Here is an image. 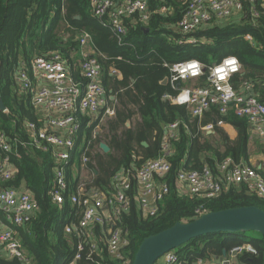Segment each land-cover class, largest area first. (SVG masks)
Listing matches in <instances>:
<instances>
[{
  "label": "trees",
  "instance_id": "16d2710c",
  "mask_svg": "<svg viewBox=\"0 0 264 264\" xmlns=\"http://www.w3.org/2000/svg\"><path fill=\"white\" fill-rule=\"evenodd\" d=\"M170 1L175 6L173 15L154 13L146 27L127 22L126 34L119 41L117 34L91 14L88 0H0V99L5 106L0 110V131L10 143L8 151L0 147V158L8 156L16 167L10 179H0V188L25 186L38 203L35 215L17 228L31 264H69L81 241L78 233L64 231L67 224L77 222L81 211L77 204L70 203L69 194L76 193L81 182L86 190L92 188L111 194L112 178L118 170L135 171L143 161L159 155L163 127L173 122L178 124L171 141V167L161 179L168 189L159 200L157 213L145 217L132 201L118 221L128 239L126 260L111 257L98 236L99 253L89 254L84 243L76 264H131L145 237L178 221L188 222L207 212L240 206H257L264 210V198L253 195L245 183L224 185L228 166L223 172L219 171V165L226 158H230L232 164L243 163L257 169L250 162L253 153L249 148L246 117L236 114L233 108L227 111L225 122L234 128L233 138L217 125L213 133H206L201 127L218 118L217 105H212L200 117H194L184 105L165 97L175 95L181 86H189L191 80L195 81L190 85L193 87L208 85L209 67L225 56L234 55L241 63V70L230 78L233 87L240 90L244 82H250L255 95L264 103V7L260 1L242 0L243 9L238 15L212 19L193 34L198 42L189 44L178 43L173 38L177 35H173L169 25L180 18L184 3ZM150 3L156 6L160 1L150 0ZM253 5L258 10L257 17L252 15ZM84 33L88 34L93 55L101 65V83L108 100L115 106L111 136L105 141L110 150L92 152L95 144L101 142L92 136L96 123L89 125L90 117L81 114L72 158L66 165L68 191L63 193V203L56 204L49 191L57 163L51 146L44 141L35 143L31 138L27 123L38 127L42 118L30 93L17 87L14 76L21 65L29 66L34 57H49L58 52L69 65L72 76L83 81L78 65L79 37ZM247 34L251 40L246 38ZM187 59H198L204 65L203 74L180 81L175 87L168 81L162 84L169 74L168 65ZM112 70L117 74L111 76ZM110 94L114 100L109 98ZM136 113L140 119L119 133L120 127ZM143 141L148 145L143 146ZM261 149L264 153V146ZM83 156L88 157L86 163L82 162ZM76 158H79L77 165ZM204 166L222 180L221 190L211 197L205 193L180 192L176 184L178 171L201 172ZM82 169L88 171L87 178H80ZM257 171L264 177V160ZM93 231L99 235L101 226L95 225ZM243 242L252 243L256 252L241 253L240 263L264 264V235L260 233L252 239H247L245 232L240 231L204 234L180 245L176 251L192 259L220 256L223 250L228 251ZM0 264L24 263L0 255Z\"/></svg>",
  "mask_w": 264,
  "mask_h": 264
},
{
  "label": "built area",
  "instance_id": "2783aa9c",
  "mask_svg": "<svg viewBox=\"0 0 264 264\" xmlns=\"http://www.w3.org/2000/svg\"><path fill=\"white\" fill-rule=\"evenodd\" d=\"M88 1L91 14L117 34L119 41L126 34L127 22L146 27L154 13L170 16L175 12V6L170 0H159L160 3L156 6H152L150 0ZM181 1L184 3L182 14L169 25L173 35H177L173 38L178 43H197V38L193 36L197 30L203 29L214 18L229 19L238 15L243 9L242 0ZM247 1L250 3L260 1L261 6L264 7V0ZM251 12L253 16H258V10L254 5L251 7ZM246 38L251 40L248 34ZM88 42L87 33L79 37L81 49L78 66L83 81H78L72 76L69 65L58 52L49 57H34L29 66L21 65L14 76L17 87L25 93H30L32 103L42 118V124L38 127L32 122L27 123L31 138L35 143L44 141L51 146L57 163L49 191L52 201L56 204L63 203V193L68 191L66 165L72 158L76 134L80 127L79 116L88 115L90 125L96 123L100 115H114V106L109 102L101 83V65L93 53L86 48ZM229 56L234 55L225 57ZM225 57L209 67L208 85L181 86L175 95L166 94L165 97L173 102L181 91L188 90V101L179 105H184L194 117H200L212 105H217L219 116L215 124L205 125L207 131H212L216 125H223L225 123L223 117L233 108L236 114L246 117L250 133L254 131L264 138V103L255 95L250 82H244L240 90H236L230 81L231 76L241 70L239 60L238 71L230 73L226 80H220L214 75L215 67L219 66ZM193 61L199 62L198 75L193 76L190 72H186L181 77L179 73L170 71L174 65ZM168 68L167 81L173 87L180 81L199 77L205 70L198 59H187L168 65ZM111 74L115 75L117 72L112 70ZM177 124L173 122L163 127L159 155L146 159L135 171L122 168L114 174L111 194L92 188L86 190L83 182L78 186L76 193L69 194L70 203L77 204L81 208L77 222L69 223L64 227L66 234L78 233L81 239L77 244V253L69 264H76L84 243L89 248V254L99 253L98 236H101L104 247L111 257L126 260L125 249L128 239L123 234L118 221L122 213L130 208L132 201L137 203L140 213L145 217L157 213L159 200L168 189L161 179L167 175L171 167V141L175 138ZM0 147L4 151L10 149V143L2 131H0ZM9 160L8 156L0 158L2 180L10 179L16 171V167ZM87 161L88 157L83 156L82 162ZM227 166L224 185L242 182L253 195L264 198V177L257 171L258 168L243 163L232 164L230 158H226L219 165V171L223 172ZM176 184L183 194L205 193L208 197L216 195L222 188V180L214 176L207 166H204L201 172L179 170ZM0 211V255L16 258L24 264H31L17 228L23 226L38 211L36 199L26 187L0 188ZM97 224L101 226L99 235L93 231V227ZM243 252L255 253L256 248L250 242H243L231 247L220 256L193 259L172 249L162 254L154 264H241L239 255Z\"/></svg>",
  "mask_w": 264,
  "mask_h": 264
},
{
  "label": "water",
  "instance_id": "95a60500",
  "mask_svg": "<svg viewBox=\"0 0 264 264\" xmlns=\"http://www.w3.org/2000/svg\"><path fill=\"white\" fill-rule=\"evenodd\" d=\"M148 31V28H145ZM167 76L162 84L167 83ZM5 106L0 99V110ZM226 121V117H223ZM213 124L216 119H213ZM127 121V125H128ZM142 145L146 146L145 141ZM99 148L107 153L110 147L105 142L99 143ZM255 231L264 235V210L257 206H240L204 213L188 222H176L172 226L155 234L145 237L139 244L131 264H154L156 260L168 250L176 249L180 245L198 236L216 232H245ZM226 250H223V254Z\"/></svg>",
  "mask_w": 264,
  "mask_h": 264
},
{
  "label": "clouds",
  "instance_id": "9594fccd",
  "mask_svg": "<svg viewBox=\"0 0 264 264\" xmlns=\"http://www.w3.org/2000/svg\"><path fill=\"white\" fill-rule=\"evenodd\" d=\"M239 63L235 56L225 57L221 64L214 69V75L220 80H226L229 78L230 73L238 71ZM170 71L177 72L181 77L184 76L186 72H190L193 76L200 73V67L198 61H193L187 64H177L171 67ZM189 99L188 90L181 91L177 97L174 99V103L183 104Z\"/></svg>",
  "mask_w": 264,
  "mask_h": 264
},
{
  "label": "rangeland",
  "instance_id": "374dc122",
  "mask_svg": "<svg viewBox=\"0 0 264 264\" xmlns=\"http://www.w3.org/2000/svg\"><path fill=\"white\" fill-rule=\"evenodd\" d=\"M193 84H195V81L191 80L188 85H189V87H193V86H190V85H193ZM116 107H117V104H116ZM114 108H115V106H114ZM114 119H115V114L112 115V116L100 115L98 120L96 121V124H95L94 129H93V133H92L93 138L98 137L100 139V141H102V142H105V141L109 140V137L111 136V132H110L111 122ZM128 122H129L128 125L126 124V125H122L120 127L119 133H121V131H123L125 128H127L130 125H132L133 123H135V121L133 119H130ZM257 150H258V148H257ZM257 150H255V152H254L255 158L257 160L255 162L264 160L263 150L261 148L259 149L258 152H257ZM98 151L102 152V150L99 148V144L96 143L94 148L92 149V152H98ZM78 162H79V158H76L75 159V164L77 165ZM83 163H86V162H83ZM256 164L257 163H255L253 165L255 166ZM84 165H82V167ZM85 174L89 175V173L86 170H82L81 175H85ZM245 234H246L247 239H252V238L259 237V233H256L255 231H251V230L245 231Z\"/></svg>",
  "mask_w": 264,
  "mask_h": 264
},
{
  "label": "crops",
  "instance_id": "0c3cea01",
  "mask_svg": "<svg viewBox=\"0 0 264 264\" xmlns=\"http://www.w3.org/2000/svg\"><path fill=\"white\" fill-rule=\"evenodd\" d=\"M86 48H88L92 53H93V50L91 49V46L89 44V42L87 43L86 45ZM111 76H113V74H111V72L109 73ZM116 75V74H115ZM109 93H111V89H108ZM111 100H114V96L110 94V97H109ZM116 103V100L114 102V104ZM130 119H133L134 121L135 120H138L140 119L139 115L136 113L134 114ZM213 123V122H212ZM127 124V123H125ZM205 126L201 127L202 130H204L206 133H213L214 131H207L205 130L204 128ZM222 129L225 130V132L229 135V137L233 138L235 137L236 135V132L234 130V128L229 125L228 123H224L223 125L220 126ZM148 145V144H147ZM146 145V146H147ZM144 146V145H143ZM259 146V147H258ZM264 146V138L263 137H260L257 133H255L254 131H252L250 133V139H249V148H250V151L253 153L251 158H250V162L253 164L257 163L255 166L257 168H260L261 167V161H258V162H255L257 161L256 158H255V150H257V152L259 151L260 148H262ZM254 150V151H253ZM103 152V151H102ZM263 161V160H262ZM255 162V163H254ZM83 170V169H82ZM81 170V171H82ZM87 171V170H86ZM88 172V171H87ZM80 178H87V175H81V172H80ZM22 187H25V186H22Z\"/></svg>",
  "mask_w": 264,
  "mask_h": 264
}]
</instances>
